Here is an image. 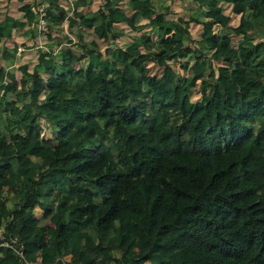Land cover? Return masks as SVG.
I'll return each instance as SVG.
<instances>
[{
	"label": "trees",
	"instance_id": "trees-1",
	"mask_svg": "<svg viewBox=\"0 0 264 264\" xmlns=\"http://www.w3.org/2000/svg\"><path fill=\"white\" fill-rule=\"evenodd\" d=\"M42 1L106 55L90 53L71 82L78 55L63 45L56 58L54 37L31 68H0V229L22 254L0 245V264H264V0H195L187 19L151 0L128 13L117 0L86 13L89 0ZM24 9L2 15L3 37L33 21ZM123 24L153 36L122 43ZM35 205L49 225L34 224Z\"/></svg>",
	"mask_w": 264,
	"mask_h": 264
},
{
	"label": "rangeland",
	"instance_id": "rangeland-1",
	"mask_svg": "<svg viewBox=\"0 0 264 264\" xmlns=\"http://www.w3.org/2000/svg\"><path fill=\"white\" fill-rule=\"evenodd\" d=\"M71 0H60V3L63 4L64 7L71 6ZM101 0H89L86 5L79 7L78 10H82L83 12L91 11L95 8L96 5L100 3ZM152 5H155V8L158 10H170L175 15H180L184 19H187L194 11L198 9H202L203 6L199 5L195 0H151ZM128 0H117V4L119 6L124 7L127 13L130 12L127 6ZM30 5L35 11V15L33 21L30 24H26L24 27L20 29H14L11 32V35L8 37H3L0 31V68L3 69V78H12L13 74L18 75V70H16V66L21 63H26L28 68L36 62V54L37 49L46 48L48 43L53 42L54 37H60V44H51L54 46L53 50L60 51L62 50L60 47L65 45L70 48L76 55H78V59H75L72 62L73 67L75 68V72L72 75H69L68 78L72 82V80H82L83 78V67L87 63V56L90 53H96L100 55V57H104L106 54L103 49L106 46V41L102 38H99L90 28H85L86 33L83 34L82 37L78 38L76 35L72 34L67 29V19L61 9H56L51 7L57 15H59L61 22L55 23L53 20L49 21L44 17V6L47 5L46 1L42 0H25V2H18L17 0H0V17L4 13L14 15L16 18H22L24 8ZM153 15H150L151 18ZM149 17H147L144 13L141 14L140 19L137 23H145ZM189 22L187 24L188 31L190 34L197 33L198 28H193ZM233 23L235 21L233 20ZM124 33L120 36L119 40L122 43L129 41L132 35H137L141 32L150 33L149 26H141L137 29H130L127 25L123 24ZM49 33L50 39H47L45 32ZM232 38L235 41V35L232 34ZM183 43L186 44V40H183ZM13 54V55H12ZM12 55V56H11ZM83 55V56H82ZM59 56V52L55 54L57 58ZM178 62V60H176ZM149 72L160 73L161 68L155 64H149L148 66ZM45 76V75H43ZM44 78V77H43ZM19 79V78H18ZM191 100H197L200 98V91L198 87V81L193 86L191 90V94L189 97ZM0 123L3 124V119L0 117ZM43 125V124H42ZM104 131H100L96 133V137L98 139L103 140L106 136L103 133ZM41 134L43 136H50L49 130L46 127L41 128ZM49 197H53L52 194ZM52 204H50V208ZM34 213L35 222L34 224H42L49 225L51 222L49 221L48 216L50 212L46 215L43 214V208L38 206H34L32 208ZM115 245L114 239L109 237L102 251L104 252ZM67 259V257H65ZM164 264V263H163Z\"/></svg>",
	"mask_w": 264,
	"mask_h": 264
},
{
	"label": "built area",
	"instance_id": "built-area-1",
	"mask_svg": "<svg viewBox=\"0 0 264 264\" xmlns=\"http://www.w3.org/2000/svg\"><path fill=\"white\" fill-rule=\"evenodd\" d=\"M0 245L5 247H11L17 254H21V244L19 243V239L16 236H12L9 239H5L2 230L0 229ZM34 261L24 260L23 264H34Z\"/></svg>",
	"mask_w": 264,
	"mask_h": 264
},
{
	"label": "clouds",
	"instance_id": "clouds-1",
	"mask_svg": "<svg viewBox=\"0 0 264 264\" xmlns=\"http://www.w3.org/2000/svg\"><path fill=\"white\" fill-rule=\"evenodd\" d=\"M44 10V9H43ZM44 17H46L45 16V14H44ZM34 262H36V263H34V264H39V261L37 260V259H35V260H33ZM21 264V263H20Z\"/></svg>",
	"mask_w": 264,
	"mask_h": 264
},
{
	"label": "crops",
	"instance_id": "crops-1",
	"mask_svg": "<svg viewBox=\"0 0 264 264\" xmlns=\"http://www.w3.org/2000/svg\"><path fill=\"white\" fill-rule=\"evenodd\" d=\"M63 5V4H62ZM11 15V14H10ZM12 16H14V15H12ZM1 18V17H0ZM13 31V30H12ZM235 38H236V35H235Z\"/></svg>",
	"mask_w": 264,
	"mask_h": 264
}]
</instances>
